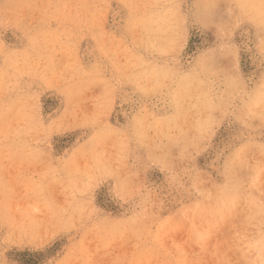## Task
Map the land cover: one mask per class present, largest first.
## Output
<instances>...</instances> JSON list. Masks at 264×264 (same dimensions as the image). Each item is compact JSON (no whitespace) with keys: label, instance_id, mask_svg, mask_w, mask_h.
Here are the masks:
<instances>
[{"label":"rangeland","instance_id":"obj_1","mask_svg":"<svg viewBox=\"0 0 264 264\" xmlns=\"http://www.w3.org/2000/svg\"><path fill=\"white\" fill-rule=\"evenodd\" d=\"M0 264H264V0H0Z\"/></svg>","mask_w":264,"mask_h":264}]
</instances>
